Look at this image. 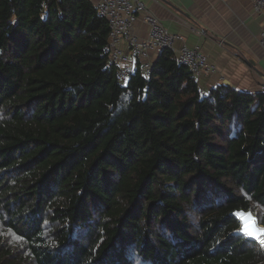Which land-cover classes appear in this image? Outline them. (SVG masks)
<instances>
[{
  "label": "trees",
  "instance_id": "16d2710c",
  "mask_svg": "<svg viewBox=\"0 0 264 264\" xmlns=\"http://www.w3.org/2000/svg\"><path fill=\"white\" fill-rule=\"evenodd\" d=\"M91 0H0V264H264V91L202 94L167 49L106 66Z\"/></svg>",
  "mask_w": 264,
  "mask_h": 264
},
{
  "label": "crops",
  "instance_id": "0c3cea01",
  "mask_svg": "<svg viewBox=\"0 0 264 264\" xmlns=\"http://www.w3.org/2000/svg\"><path fill=\"white\" fill-rule=\"evenodd\" d=\"M142 1L168 34L182 36L189 47L197 46L215 68L213 74L196 76L202 94L219 85L253 95L264 91V50L258 43L261 17L251 0ZM132 31L140 40L148 36L141 17ZM159 53L151 55L152 63Z\"/></svg>",
  "mask_w": 264,
  "mask_h": 264
},
{
  "label": "built area",
  "instance_id": "2783aa9c",
  "mask_svg": "<svg viewBox=\"0 0 264 264\" xmlns=\"http://www.w3.org/2000/svg\"><path fill=\"white\" fill-rule=\"evenodd\" d=\"M251 2L254 12L261 17L258 43L264 50V0ZM95 7L109 28L108 42L102 49V55L106 57V66L115 69L118 81L125 82L136 70L148 78L153 66L151 55L164 49L170 50L177 63L185 66L194 79L200 72H216L197 46L189 47L182 36L168 34L160 21L148 12L142 0H97ZM140 17L148 28L145 40H140L132 31Z\"/></svg>",
  "mask_w": 264,
  "mask_h": 264
},
{
  "label": "snow or ice",
  "instance_id": "6c2138e0",
  "mask_svg": "<svg viewBox=\"0 0 264 264\" xmlns=\"http://www.w3.org/2000/svg\"><path fill=\"white\" fill-rule=\"evenodd\" d=\"M236 215L241 217L242 222H248L245 223V226L242 227V231L244 232V234L256 239L260 243L261 247H264V229L258 228L256 226V221L251 216V214L236 213Z\"/></svg>",
  "mask_w": 264,
  "mask_h": 264
},
{
  "label": "rangeland",
  "instance_id": "374dc122",
  "mask_svg": "<svg viewBox=\"0 0 264 264\" xmlns=\"http://www.w3.org/2000/svg\"><path fill=\"white\" fill-rule=\"evenodd\" d=\"M237 213H241V212H237ZM243 213V212H242ZM245 214H249V213H245ZM251 214V213H250ZM235 216H236V218L239 220V222H240V229H239V233H241V234H243L244 236H246L245 234H244V232L242 231V227L243 226H245V223H248L247 221H243V223H242V220L239 218V216H237L236 215V213H235ZM251 216L255 219V221H256V226L258 227V228H261V229H264V225H261L259 222H258V220L251 214ZM2 230V228H0V231ZM246 237H248V238H251V239H254V238H252V237H250V236H246ZM254 240H256V239H254ZM136 264H140V263H136Z\"/></svg>",
  "mask_w": 264,
  "mask_h": 264
},
{
  "label": "bare ground",
  "instance_id": "6f19581e",
  "mask_svg": "<svg viewBox=\"0 0 264 264\" xmlns=\"http://www.w3.org/2000/svg\"><path fill=\"white\" fill-rule=\"evenodd\" d=\"M242 213V212H241ZM238 216V215H237ZM239 218L241 219V217L239 216ZM245 222V221H244ZM243 223V222H242Z\"/></svg>",
  "mask_w": 264,
  "mask_h": 264
}]
</instances>
